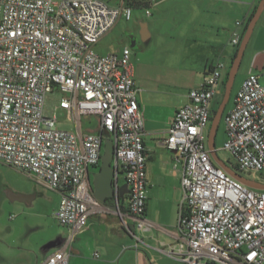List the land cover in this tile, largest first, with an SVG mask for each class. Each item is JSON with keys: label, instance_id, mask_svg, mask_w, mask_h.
I'll list each match as a JSON object with an SVG mask.
<instances>
[{"label": "built area", "instance_id": "2783aa9c", "mask_svg": "<svg viewBox=\"0 0 264 264\" xmlns=\"http://www.w3.org/2000/svg\"><path fill=\"white\" fill-rule=\"evenodd\" d=\"M133 7L109 0H0V161L60 193L54 217L67 238L42 264H69V247L103 203L89 172L101 165L104 132L115 143L114 199L118 210L124 184L127 209L137 227H150L144 113L130 47L101 54L100 40ZM150 14V10H147ZM241 23L238 22V25ZM243 32L235 30L238 47ZM225 64L219 61L175 113L163 145L183 165L184 197L178 242L168 254L184 264H264V190L242 183L214 159L208 143L212 103ZM250 73L223 117L224 149L234 170L264 171V85ZM68 112L75 129H62L47 98ZM82 116L97 119L98 132L83 133ZM217 152V150H216ZM121 213V212H120ZM98 257L97 252L93 253Z\"/></svg>", "mask_w": 264, "mask_h": 264}, {"label": "crops", "instance_id": "0c3cea01", "mask_svg": "<svg viewBox=\"0 0 264 264\" xmlns=\"http://www.w3.org/2000/svg\"><path fill=\"white\" fill-rule=\"evenodd\" d=\"M260 1L162 0L145 5L158 12L148 14L144 18L147 23L140 22L147 25L148 42L142 40L141 26L131 27L128 37L137 45L135 81L145 119L146 218L150 227H137L135 219L128 214L127 194L120 197V210L112 198L103 205V212L90 215L87 229L77 234L71 243L69 264H184L168 254L169 248L178 242L179 209L184 197L183 165L174 167L175 152L167 149L162 140L168 135L177 110L189 102V92L204 82L219 61L225 67L215 97L219 89H225L240 47L231 43L232 34L238 29L244 37ZM125 46L128 44L108 52L121 51ZM250 73L258 74L264 85V7L236 74L237 91ZM83 117L91 116L80 119L83 133L99 131L95 117L93 128L84 127ZM73 124L71 129L76 128L74 120ZM94 252L99 256L94 257Z\"/></svg>", "mask_w": 264, "mask_h": 264}, {"label": "rangeland", "instance_id": "374dc122", "mask_svg": "<svg viewBox=\"0 0 264 264\" xmlns=\"http://www.w3.org/2000/svg\"><path fill=\"white\" fill-rule=\"evenodd\" d=\"M109 1L114 6L126 4L124 0ZM132 7L133 18L131 20H127L124 16L119 18L115 26L97 44L96 50L99 53H107L112 48H119L127 43L135 63L134 52L137 45L128 37L129 29L135 25L138 28L141 26V21L147 23L144 19L148 15L147 10H150L151 14L158 12L152 6ZM237 83L236 76L224 114L232 108L237 93ZM224 92L225 89L218 90L212 103L213 110H217L220 106ZM60 96L59 94L48 96L46 113L49 115L56 113L59 127L71 129L74 124L68 112L61 108L55 111V105L58 104ZM223 117L215 138V148L223 161L234 166L235 159L224 149L226 132ZM82 123L85 128H93L96 125V119L83 117ZM92 172H94L93 169ZM240 173L264 181V171L259 175ZM16 194H34L36 197L30 202L20 201L14 198ZM60 199V193L39 184L28 173L0 161V264H38L49 252L58 247V242L67 238V227L61 225L54 217Z\"/></svg>", "mask_w": 264, "mask_h": 264}, {"label": "water", "instance_id": "95a60500", "mask_svg": "<svg viewBox=\"0 0 264 264\" xmlns=\"http://www.w3.org/2000/svg\"><path fill=\"white\" fill-rule=\"evenodd\" d=\"M139 1V0H136ZM140 1H155L160 2L162 0H140ZM264 7V0H261L256 12L252 16L247 30L244 34V37L242 39V42L240 44V47L238 49L237 56L235 57L233 64L230 68V71L228 73V78L225 83V93L223 96V100L220 104V106L217 108L216 112L214 113L211 124L209 127L208 132V143L209 147L211 149V153L214 157V159L221 165L229 174H231L233 177L241 181L242 183L248 185L251 188L258 189V190H264V181L253 179L250 177H247L238 171L234 170L229 164H227L225 161H223L217 154L216 148H215V138L217 135V131L220 125V122L222 120L226 105L228 103V100L231 95L232 86L240 65V62L242 60L245 48L248 44V41L251 37L253 28L261 15V12ZM141 37L144 43H147L149 40V33L147 25H141ZM104 136V145H103V154L101 156V168L99 171L93 174L94 180H93V190L94 194L97 199H99L103 204H107L108 200L110 198H114V188H113V180L115 176V168L113 166V161L115 159V143L114 139L111 138L110 134L108 132L103 133ZM128 193L127 185L124 184L122 186L120 197L125 196ZM34 197V195H28V194H16L14 196L15 199L20 201H31V199ZM112 206V205H110ZM113 207V206H112ZM61 244V243H60ZM58 244V246L60 245Z\"/></svg>", "mask_w": 264, "mask_h": 264}, {"label": "trees", "instance_id": "16d2710c", "mask_svg": "<svg viewBox=\"0 0 264 264\" xmlns=\"http://www.w3.org/2000/svg\"><path fill=\"white\" fill-rule=\"evenodd\" d=\"M124 1H125V3L127 5H130V6H141V5L145 6V5L150 3V1H140V0L139 1H136V0H124ZM252 16H251V18H252ZM251 18L249 19V21L251 20ZM248 24H249V22H248ZM248 24H247V26H248ZM215 112H216V110H213V113H215Z\"/></svg>", "mask_w": 264, "mask_h": 264}, {"label": "flooded vegetation", "instance_id": "af4514ba", "mask_svg": "<svg viewBox=\"0 0 264 264\" xmlns=\"http://www.w3.org/2000/svg\"><path fill=\"white\" fill-rule=\"evenodd\" d=\"M213 115H214V113L212 114V117H213ZM100 168H101V165H100L99 167L96 168L97 171H99ZM93 174H94V173L90 170V172H89V179H90L91 187H92V188H93V180H94ZM111 200H112V198H110V199L108 200V202H110Z\"/></svg>", "mask_w": 264, "mask_h": 264}]
</instances>
